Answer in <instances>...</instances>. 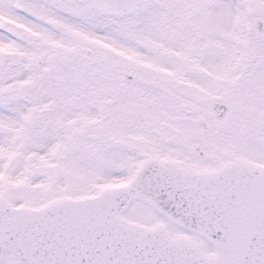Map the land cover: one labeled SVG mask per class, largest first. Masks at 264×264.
<instances>
[{
  "label": "snow or ice",
  "instance_id": "snow-or-ice-1",
  "mask_svg": "<svg viewBox=\"0 0 264 264\" xmlns=\"http://www.w3.org/2000/svg\"><path fill=\"white\" fill-rule=\"evenodd\" d=\"M0 264H264V0H0Z\"/></svg>",
  "mask_w": 264,
  "mask_h": 264
}]
</instances>
